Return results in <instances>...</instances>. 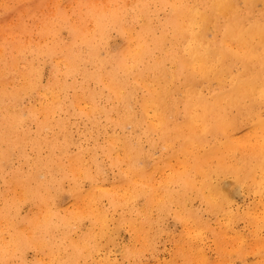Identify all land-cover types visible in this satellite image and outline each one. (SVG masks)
<instances>
[{
  "label": "bare ground",
  "instance_id": "bare-ground-1",
  "mask_svg": "<svg viewBox=\"0 0 264 264\" xmlns=\"http://www.w3.org/2000/svg\"><path fill=\"white\" fill-rule=\"evenodd\" d=\"M262 187L264 0H0V264H264Z\"/></svg>",
  "mask_w": 264,
  "mask_h": 264
},
{
  "label": "rangeland",
  "instance_id": "rangeland-1",
  "mask_svg": "<svg viewBox=\"0 0 264 264\" xmlns=\"http://www.w3.org/2000/svg\"><path fill=\"white\" fill-rule=\"evenodd\" d=\"M116 36L117 33L114 31L112 37L115 38ZM236 200L239 207L236 209L234 208V210L243 213L245 216H242L244 218H238L234 223V228L226 233V238H228L227 244L236 245L239 249H242L247 253V260L255 261L259 257L258 255L261 251L259 245L262 243L257 240V238H262L261 240L264 242V187L249 192L246 191V188L239 190ZM168 225L171 230L178 231L180 229V225L177 224L175 219L168 218ZM237 232H242L246 235L248 238L247 242L250 243L243 242L241 238H238ZM118 238L120 239L121 245L130 242L127 228L122 230ZM165 238L164 241L161 240L159 243V248H157L158 254L157 252L147 253L143 257L141 264H164L168 259H172L173 261H171L174 264H183L180 255H178L176 251L174 239L166 235ZM203 243L206 246L208 257L211 260H214L213 264H220L217 260L218 258H216L218 255V244L215 242L214 238L207 237ZM113 254L119 258L122 257V251H120L119 246L113 249ZM177 258L179 259L177 260ZM236 264H246L244 262V257L237 256Z\"/></svg>",
  "mask_w": 264,
  "mask_h": 264
}]
</instances>
